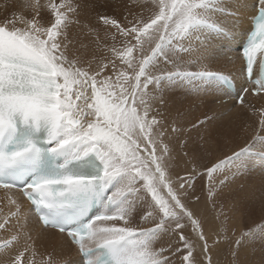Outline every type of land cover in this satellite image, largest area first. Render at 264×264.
Wrapping results in <instances>:
<instances>
[{
	"label": "snow or ice",
	"instance_id": "1",
	"mask_svg": "<svg viewBox=\"0 0 264 264\" xmlns=\"http://www.w3.org/2000/svg\"><path fill=\"white\" fill-rule=\"evenodd\" d=\"M84 6L23 0L0 21L3 264H214L229 213L259 207L226 240L233 264H250L246 245L264 250V105L248 101L264 93V0H130L95 24ZM178 92L221 111L185 126L167 111ZM237 106L259 122L244 144L210 164L189 156L192 132L207 143ZM178 157L193 164L184 175ZM197 179L214 221L197 211ZM48 230L59 240L42 250Z\"/></svg>",
	"mask_w": 264,
	"mask_h": 264
},
{
	"label": "rangeland",
	"instance_id": "2",
	"mask_svg": "<svg viewBox=\"0 0 264 264\" xmlns=\"http://www.w3.org/2000/svg\"><path fill=\"white\" fill-rule=\"evenodd\" d=\"M130 0H95L94 6L88 8V14L86 21L84 23L91 22L92 24H95L97 13H103L108 15H122L125 10V5L129 4ZM2 19L5 18V16H11V13H1L0 14ZM100 36L103 38V31H101ZM94 39V37L90 38L88 41H85L86 43H91V40ZM94 47V45H93ZM179 95V96H178ZM182 93H177L176 95H172V97L168 100V104L177 103L179 102L181 105L188 106L192 108L189 112H187V118L186 114L183 112H180L181 108L179 105H176V107L173 109L167 108V111L171 113L172 116H175L177 111L180 113H183V122L185 123V126H190L191 123L195 122L198 119H202L204 114L206 112H209L210 108L220 107L218 104L213 105L211 103L205 104L201 100H197L193 97L185 96ZM185 98V99H184ZM180 100V101H179ZM192 101V104L191 102ZM251 103V102H250ZM253 103V102H252ZM169 104V105H170ZM216 109V108H215ZM217 112L221 111V109H216ZM246 111V112H245ZM242 110L239 106L232 109L229 112H225L219 119L216 125L217 131L213 133V139L205 143V139H201L200 137L204 136L203 130L197 135L195 131L192 132V141L189 142L188 149H185V151L189 152V156L191 155V150L193 148H199V155L201 157L200 163L201 164H210L211 162L217 161L219 158H222L225 154H231V151L233 149H236L239 145H243L245 140L249 138L253 132L254 128L258 126V119L252 115V111L250 110ZM242 112V113H241ZM245 114V115H244ZM249 136V137H248ZM183 139V137H182ZM175 143V142H174ZM176 149L179 151V145L176 144ZM182 155V154H181ZM185 166L187 170H190L193 167V164L189 161L188 157H183L181 161ZM255 172H254V171ZM252 171L255 174V176L258 178L259 173L261 171V164L259 159H256L252 166ZM184 175V173H183ZM198 181H201V187L198 189V192H200L198 195L201 197V199H204L207 201L204 197V194L206 196V182L204 180L197 179ZM232 187H235L233 185ZM229 189H225V192H228ZM257 207L256 209H258ZM219 209V208H218ZM256 211V210H255ZM239 215L238 219L236 216V219L241 220V213L237 212ZM230 215L232 213H229ZM232 214L229 220H232V217L234 216ZM228 220L229 229H231L233 226L230 225ZM232 222V221H231ZM237 222V220H236ZM243 222V220H242ZM244 224V223H243ZM231 226V227H230ZM247 229L243 230L246 231ZM231 232L228 233V236H232L233 229L230 230ZM242 231V232H243ZM236 232V231H235ZM2 232H0L1 234ZM236 235V234H235ZM240 235L237 234L236 237ZM227 236V234H226ZM235 239V237H233ZM226 248H228L227 244ZM251 246L255 247L257 250L262 252L261 246L256 242L255 244H251ZM4 250L0 249V253H2ZM252 264H261L257 262H252Z\"/></svg>",
	"mask_w": 264,
	"mask_h": 264
},
{
	"label": "bare ground",
	"instance_id": "3",
	"mask_svg": "<svg viewBox=\"0 0 264 264\" xmlns=\"http://www.w3.org/2000/svg\"><path fill=\"white\" fill-rule=\"evenodd\" d=\"M43 2H44V0H41V3H43ZM80 2L83 5H85L81 9V15H80L81 22L84 23V21H86V18H87L88 8L94 6L95 0H80ZM21 4H23V0H21V1H17V0H0V14L1 13H4V14L5 13H11L12 14L13 11H16L17 13H19L21 11V9H20V5ZM13 5H15L16 7L13 8L12 7ZM1 17L2 16L0 15V21L3 20ZM77 32H78V29H76L75 27L72 28L71 31H70V36L75 37L77 35ZM89 59H91V57H89ZM176 94H174V95H176ZM193 98H195V97H193ZM248 101L251 102V103L253 102L252 104H254L256 106V108H259L260 106L264 105V97L263 96H260V97H248ZM189 102H191V104H192V101H189ZM169 104H168V108H171L173 110L176 107V105H179L180 108H181L180 112H183L185 114L192 109V108H190L188 106L181 105L179 102L172 103L170 105ZM215 108L216 109H220V107H217V106ZM250 111L253 112L254 109L250 110ZM185 118H187V114H186ZM180 161H181V158L178 157L177 158V163L179 164V167L176 169V171L180 175H183V173L185 174V168L186 167L182 166L184 164L182 162H180ZM181 163H182V165H181ZM201 184H202L201 181H198V180L196 181V184H195V195H198L200 193V192H198V189L201 187L200 186ZM204 192H206V191H204ZM8 195H11V194L10 193H6L5 190H3V189H0V216L6 214L8 212V210H9V206L7 205V196ZM204 197L206 199L205 194H204ZM25 208H27V204H25ZM255 210L256 211L254 212V214L251 217H245L244 215H241L242 216L241 220H238L240 218H238L239 216H236V215H239V214L236 213V215L234 214V216L232 217V220H229V222H230L229 224L233 226L231 229H233L234 232L236 231L235 232V234H236L235 237L237 236V234L241 233L243 230H245L248 227H250L252 225L253 220H257L258 221L259 215H260V210H259V208L255 209ZM197 211L202 217L206 218L209 222L216 220V218L219 217V215H220V209L214 208L212 206V204L208 200L205 201L204 199H201L200 202L198 203ZM230 216H229V219L231 218ZM235 216L238 219H236ZM236 220H237V222H236ZM242 220H243V222H242ZM217 222H219V221H217ZM21 223H23V221H21ZM29 226L31 227L32 225L30 224ZM206 229H207V225H206ZM230 230L227 233H225L223 229H220V233H221L220 236L214 237V239H217L220 242V244H221V248L215 250L212 253V258H213L214 264H233L234 258L229 253V250H228V248H226V245H225V244H227L226 240H227V237H228V233L231 232ZM188 231L190 232L191 229H188ZM226 234H227V236H226ZM0 235H3V233H1ZM33 235L37 236V233L33 232ZM58 240H59V237L54 236L53 230H48L47 233H42V234L38 235L37 244H38V246H41V245L43 246L42 250H43V248H47V249L51 250L52 246ZM210 243H211V241H210ZM257 243L261 246L259 241H257ZM261 249H262V246H261ZM5 257H6V254H5L4 251L2 253H0V264H3V261H4ZM240 258L242 260L249 261L250 264H252V262L261 263L262 261H264V250H262V252H260L255 247L251 246V244H249V245H246L245 250L240 253Z\"/></svg>",
	"mask_w": 264,
	"mask_h": 264
}]
</instances>
